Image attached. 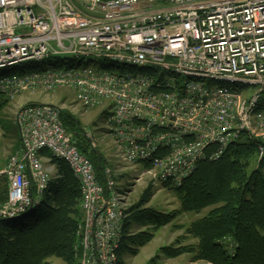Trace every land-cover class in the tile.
Listing matches in <instances>:
<instances>
[{
  "label": "built area",
  "instance_id": "2783aa9c",
  "mask_svg": "<svg viewBox=\"0 0 264 264\" xmlns=\"http://www.w3.org/2000/svg\"><path fill=\"white\" fill-rule=\"evenodd\" d=\"M53 57L100 58L115 70L43 69ZM0 73L7 98L64 87L84 107H103L124 160L162 183L179 185L244 134L264 161V0H0ZM59 111L19 110L20 147L0 172L8 180L0 218L37 201L32 184L35 197L47 186L40 154L48 151L80 181L78 263L116 264L123 194L108 169L100 184Z\"/></svg>",
  "mask_w": 264,
  "mask_h": 264
},
{
  "label": "trees",
  "instance_id": "16d2710c",
  "mask_svg": "<svg viewBox=\"0 0 264 264\" xmlns=\"http://www.w3.org/2000/svg\"><path fill=\"white\" fill-rule=\"evenodd\" d=\"M62 59L53 57L48 60ZM8 102L9 98L0 93V122L3 123ZM59 116L78 150L93 164L100 184L106 186L105 170L108 166L102 152L92 145L75 116L64 110L59 111ZM16 127L18 131L17 124ZM257 143V139L250 137L233 141L218 158L200 160L179 185L163 183L179 198V211L198 213L209 208L187 229L197 237L196 244L181 248L166 246L162 248L163 253L174 256L182 251H192L195 259L213 264H264V161H258L253 167L257 161ZM41 154L50 158L56 174L50 176L46 188L36 197L32 184V196L37 201L27 212L16 218H0V264H51L52 257L60 259L63 264H79L75 247L80 241L78 226L84 218L80 181L65 160L48 151ZM151 190L149 184L139 201L124 210L118 264H123L120 259L127 244H145L152 237L150 232L168 224L173 217L147 209L141 219L142 225L151 224L153 227L128 235L132 224L139 218L135 214L142 211L139 209L148 201ZM7 196L8 181L0 175V206L6 202Z\"/></svg>",
  "mask_w": 264,
  "mask_h": 264
},
{
  "label": "rangeland",
  "instance_id": "374dc122",
  "mask_svg": "<svg viewBox=\"0 0 264 264\" xmlns=\"http://www.w3.org/2000/svg\"><path fill=\"white\" fill-rule=\"evenodd\" d=\"M109 65L110 62L107 60L85 58L73 62L67 60L59 62L46 61L41 64V67L47 70H60L68 67L75 71H82L84 69L98 70L102 68L114 71L115 68ZM253 90V88H250V91ZM31 103L54 105L60 108V110L70 112L81 122L86 136L90 139L92 145L102 152L107 161L110 178L113 180L114 187L123 194L121 201L125 211L128 207L139 201L144 189L151 184L150 197L142 208L139 209L142 211L135 214L139 215V218L137 217L138 219L132 224L128 235L138 234L153 227L151 224L142 225L141 219L144 218V212H148L147 209L155 210L161 214L173 215L168 224L150 232L152 237L145 244L141 246H137L133 242L127 244L121 255V263L213 264L210 261L195 259L192 251H182L174 256H168L162 252V248L166 246L181 248L196 244L197 237L190 234L187 229L193 221L206 213L209 208L203 209L198 213L179 211L180 200L169 187L167 188L163 186L161 181L155 180L153 173L140 174L138 167L124 160L118 147L107 134V128L103 126L105 121V115H101V112L105 111L103 107H94L92 109L84 107L76 101L74 93L68 88L59 87L51 90L36 89L34 91H22L9 98L2 117L5 122H0V172L5 167L9 157L19 149L17 147V143L19 142V130L17 131L16 127L17 114L22 107ZM246 138L247 135L244 134L238 140H245ZM258 163L257 159V161H254L253 167ZM43 167L50 174V170L44 162ZM50 262L51 264H63L60 259L55 257L50 258Z\"/></svg>",
  "mask_w": 264,
  "mask_h": 264
},
{
  "label": "crops",
  "instance_id": "0c3cea01",
  "mask_svg": "<svg viewBox=\"0 0 264 264\" xmlns=\"http://www.w3.org/2000/svg\"><path fill=\"white\" fill-rule=\"evenodd\" d=\"M18 133H19V131H18ZM19 146H20V135H19V145L17 147H19ZM40 157H41V160L47 165V168L50 170V176L55 175L56 174V168L51 163L50 158L46 154H40Z\"/></svg>",
  "mask_w": 264,
  "mask_h": 264
},
{
  "label": "bare ground",
  "instance_id": "6f19581e",
  "mask_svg": "<svg viewBox=\"0 0 264 264\" xmlns=\"http://www.w3.org/2000/svg\"><path fill=\"white\" fill-rule=\"evenodd\" d=\"M48 61H51V60H48ZM44 63V62H43ZM42 63V64H43ZM16 72L17 73H19V74H21V73H25V70L24 69H20V68H16ZM50 154V153H49ZM165 184V183H164ZM34 195V194H33ZM77 242H78V239L76 240ZM121 243V242H120ZM76 259H77V257H76ZM78 260V259H77Z\"/></svg>",
  "mask_w": 264,
  "mask_h": 264
},
{
  "label": "water",
  "instance_id": "95a60500",
  "mask_svg": "<svg viewBox=\"0 0 264 264\" xmlns=\"http://www.w3.org/2000/svg\"><path fill=\"white\" fill-rule=\"evenodd\" d=\"M87 137V136H86ZM88 138V137H87ZM6 219H10V218H6Z\"/></svg>",
  "mask_w": 264,
  "mask_h": 264
}]
</instances>
